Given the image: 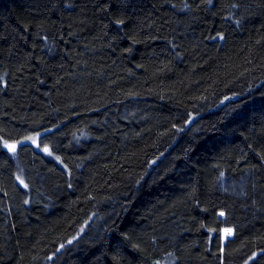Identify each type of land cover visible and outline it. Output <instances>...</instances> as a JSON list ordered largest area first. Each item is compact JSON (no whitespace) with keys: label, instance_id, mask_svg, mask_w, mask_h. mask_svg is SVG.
Instances as JSON below:
<instances>
[{"label":"trees","instance_id":"16d2710c","mask_svg":"<svg viewBox=\"0 0 264 264\" xmlns=\"http://www.w3.org/2000/svg\"><path fill=\"white\" fill-rule=\"evenodd\" d=\"M49 260L264 264V0H0V264Z\"/></svg>","mask_w":264,"mask_h":264},{"label":"rangeland","instance_id":"374dc122","mask_svg":"<svg viewBox=\"0 0 264 264\" xmlns=\"http://www.w3.org/2000/svg\"><path fill=\"white\" fill-rule=\"evenodd\" d=\"M27 140L34 142L35 144H38V136L36 135L31 138H28ZM221 236H222V242L223 244H225L228 241V239H232L234 237V230L232 228H225L222 230ZM49 262L50 260L45 264H50Z\"/></svg>","mask_w":264,"mask_h":264},{"label":"bare ground","instance_id":"6f19581e","mask_svg":"<svg viewBox=\"0 0 264 264\" xmlns=\"http://www.w3.org/2000/svg\"><path fill=\"white\" fill-rule=\"evenodd\" d=\"M229 236V235H228Z\"/></svg>","mask_w":264,"mask_h":264}]
</instances>
